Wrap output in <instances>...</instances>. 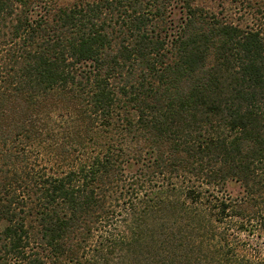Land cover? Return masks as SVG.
Here are the masks:
<instances>
[{
	"label": "trees",
	"instance_id": "1",
	"mask_svg": "<svg viewBox=\"0 0 264 264\" xmlns=\"http://www.w3.org/2000/svg\"><path fill=\"white\" fill-rule=\"evenodd\" d=\"M0 0V264H264V11Z\"/></svg>",
	"mask_w": 264,
	"mask_h": 264
},
{
	"label": "rangeland",
	"instance_id": "2",
	"mask_svg": "<svg viewBox=\"0 0 264 264\" xmlns=\"http://www.w3.org/2000/svg\"><path fill=\"white\" fill-rule=\"evenodd\" d=\"M214 12H218L241 26L255 23L264 11V0H197Z\"/></svg>",
	"mask_w": 264,
	"mask_h": 264
}]
</instances>
